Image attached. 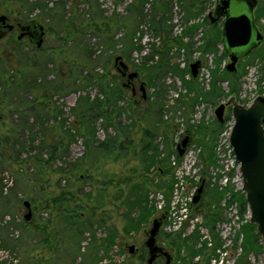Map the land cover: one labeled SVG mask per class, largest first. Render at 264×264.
Listing matches in <instances>:
<instances>
[{
	"label": "rangeland",
	"instance_id": "374dc122",
	"mask_svg": "<svg viewBox=\"0 0 264 264\" xmlns=\"http://www.w3.org/2000/svg\"><path fill=\"white\" fill-rule=\"evenodd\" d=\"M26 1L0 0V14L8 15L12 21L23 18L24 23L35 19L46 29L40 49L27 40L18 41L15 33L0 43L1 93H5L6 83L11 82L8 84L10 96L0 104L1 141H5L4 134L11 123L14 108L11 97L16 91L12 89L15 87L13 81L21 76L20 94L23 90L21 95L33 99L35 105L40 104L38 108L42 107L41 104L47 105L44 112L39 109L36 113L48 128L46 140L50 146L60 140L64 144L68 142L64 129L75 127L72 107L80 96L102 98L97 86L87 85L84 78L77 79L79 76L107 74L111 81L122 84L125 78L114 65L118 55L123 56L130 71H139L137 67L141 65L153 68L161 61L170 68L159 75V88L152 84L151 74L140 70V78L136 81L138 94L131 97L132 91L127 88L119 102L127 108L122 120L131 131L132 139V143H125L122 156L118 153L108 156L87 154L86 139L78 133L66 153L61 150L62 146L59 150L61 156L46 162L50 154L44 149L42 157L39 156L37 146L44 135L40 131L41 122L35 117L32 118L34 142L29 140L31 133L24 135L25 148L19 158L10 146L0 145V264H148L144 242L153 219L165 211L169 216L157 242L173 255L171 264H238V261L264 264V242L260 234L255 236L259 232L257 225L250 221L249 208L243 214L240 200L232 199L233 192L238 198L237 193L245 192L242 190L240 164L230 145L234 124L233 114L229 117L230 107H227L222 122L224 128L217 136L208 133V126L217 120L214 110L221 102L235 97L239 103L248 106L256 97L264 96V43L239 61L235 72H229L226 70L230 61L228 56L219 66L216 63L222 44L218 45L220 50L217 52L204 49L207 38L214 37L215 31L221 30L220 25L211 27L207 17L215 7V0H196L202 2L196 5L190 4L195 0H173L169 8L160 10L167 26L160 32L155 31L151 20L155 0H147L149 4L141 10L137 9L138 0H92L93 7L88 0H67L65 9L51 15L40 9L30 12ZM45 1L53 6L57 0ZM259 6L262 17L258 23L264 33V0H259ZM194 26L198 27L197 31L186 34ZM107 28L109 32L103 33ZM112 35L114 42L122 37L124 42H111L114 48L109 46L108 37ZM145 35L155 40L149 41ZM127 44L132 45L129 60L121 53ZM155 48L164 54L153 56ZM198 59L203 60L202 69L192 82L190 64ZM43 70L48 73L46 80L65 81L61 90L56 92L39 86L45 84L40 74ZM158 70L157 74H160ZM215 71L224 93L216 100H207L203 93L212 88ZM34 76L36 88L28 92ZM140 81L146 83L147 99L142 97ZM159 90L163 94L159 101L162 108L155 106L154 97H151ZM129 102L137 104L132 111ZM148 127L156 130L153 142L160 153L158 161L149 170V158L140 151L144 129ZM77 128H80L79 124ZM95 128L98 141L116 134V129L113 126L106 129L102 120L95 123ZM187 134H191L193 140L185 156L179 158L176 147ZM81 157H84L82 161ZM75 162L77 168L69 172V166ZM62 169L66 172H59ZM182 169L183 184L176 190L177 172ZM203 180L202 199L194 204L193 195ZM165 184H170V189ZM136 186L147 190L148 199L144 205L153 209L143 221L139 219L146 208L131 205L140 195ZM226 188V194L219 202L215 190L221 192ZM57 198L61 200L53 201ZM26 200L32 207L30 221L24 218L28 212L24 206ZM184 202L188 216H184L181 224L175 223L176 210L184 207ZM218 202L223 213L222 219L216 222L213 235L205 213L209 207L214 209ZM87 226L90 229H85ZM179 233L181 240L197 234V238L187 245L180 243V257L177 248L170 245L180 237ZM215 235L222 246L210 258ZM111 236L114 242L106 249L102 242ZM131 246L134 247L133 253L130 252ZM190 247L199 254L192 257ZM165 263L163 257L154 262Z\"/></svg>",
	"mask_w": 264,
	"mask_h": 264
},
{
	"label": "trees",
	"instance_id": "16d2710c",
	"mask_svg": "<svg viewBox=\"0 0 264 264\" xmlns=\"http://www.w3.org/2000/svg\"><path fill=\"white\" fill-rule=\"evenodd\" d=\"M66 1L67 0H57L56 2H54L53 6H49V2L45 1V0H34V1H26L27 2V8L28 10L31 12L34 9H40L42 10L46 15H51L52 13H55L56 11H62L63 9H65V5H66ZM91 3V7H93L94 2H91L92 0H88ZM173 0H156L152 3V19L153 20V26L156 32H160L162 29H166L165 25H164V15L160 14V10L162 7H166L169 5H171ZM137 4V9H142L144 7L145 4H147V0H138ZM190 4L192 5H196L195 2H191ZM139 10V12L141 13V11ZM99 26V25H98ZM108 26V28L110 27L109 24L106 25ZM215 28H217L218 26H214ZM213 27V28H214ZM107 28L106 31H104L103 33L109 32V29ZM164 29V30H165ZM198 27L194 26L192 27V29H189L186 31V34H193L194 31H197ZM105 38V37H103ZM109 46L113 47V44L119 42L120 40L124 42V37L116 40L115 42L113 35L109 36ZM206 39V38H205ZM105 40V39H104ZM111 42L113 44H111ZM222 43V38H221V30L218 29L215 31V35L214 37H208L206 40V44L204 49L206 51H218L220 49H218V45ZM131 44V43H130ZM127 44V47H124L122 50V54L129 60L130 59V52H131V47L132 45ZM180 44V43H179ZM117 50V49H116ZM258 50V49H257ZM255 50V51H257ZM221 54L220 57L217 59V64L218 66L221 64L222 60L225 59L227 57L226 53L221 50ZM254 51V52H255ZM153 56L157 55V54H164L163 51H160L158 48H155V50H153ZM157 52V53H155ZM168 61V60H167ZM166 62L165 61H161L159 62V64L157 63V65L153 66V68H148L146 65L143 66H139L137 67V70H145L148 72V74H151L150 78L152 81V84L155 85L156 87L159 88V84H157V79H159V75H163L164 71L167 69H169L170 67L165 66ZM156 69H159L158 71L161 72L160 74H157ZM227 70V69H226ZM46 70H43L40 74L41 77L44 78V83L39 84V86L43 87V88H49V89H53L56 92H58L59 90L62 89V85L65 82L64 80H60V81H48L47 76L48 73H45ZM217 71H215L216 73ZM141 73V72H140ZM82 74V73H81ZM156 74V75H155ZM82 76V75H81ZM79 76L77 79H81L84 78L86 80V84L90 85L93 84L95 86H97L100 89V93L102 94V98L100 96H96L94 98H92L91 96H80L77 99L76 104L72 107V112L75 115V121H74V128H67L64 129V133H66L67 135V140L68 142L66 144H64V142H62L63 140H60L59 143H54L52 145H48L47 144V140H46V130L48 129L47 127H45L43 125V121L41 120L40 116H38V114L36 113V110L41 109L44 112V109L47 107L46 103L41 104L42 107L38 108L39 105H35L33 99H27L26 97H24L23 95H21L23 93V90L20 94V90L22 88V82H19V80L23 79V76L20 77V79H18L16 82L13 81V84H15V87L17 84H19L16 88L13 87L12 89L16 91H14V93L12 94V102L14 103V108L11 110V116H10V126L7 130V133L4 134L5 141H1L2 136L0 135V145L2 143H4L7 146H10V150L13 151V153L17 156V158H19L20 156V152H22V150H24L25 148V143L22 141L23 137L26 133H31V135L29 136V140L31 142H34V136H32L33 130H34V125L35 123L32 121V118L35 117L36 121H39V123L41 122L42 128L40 129V131L43 133L44 138L43 140H41V142L39 143V145L37 146V148L39 149L40 153L39 156L42 157V151L45 150H49V158L46 159V162H51L52 160H54L55 158L59 157V150L62 147V151L64 153L67 152L69 145L71 143V141L75 138V136L80 133L82 134L85 139H86V153L87 154H104L105 156L111 155L113 153H118L122 156L121 152H123L126 148L125 143L129 142L132 143V139L130 137V133L131 132L129 129H127L126 125L123 124V120H122V115L127 111V108L123 105H120L119 102L121 100H123L124 94H126L127 92V88L123 86V83L120 84L119 82H113L111 81L108 77L107 74H101V73H94V74H89L86 73L85 76ZM30 77H33V75H31ZM39 79V76L37 77ZM196 79H191L192 82H194ZM37 79L34 76V79L32 80V84L30 86H28V92H30L35 86ZM51 82V83H50ZM219 80H217V73L215 75V79L213 80L212 83V88L209 91H206L205 93H203L205 99L207 100H216L218 98L221 97L223 90L221 89V87L218 85ZM11 82H7L6 83V88H5V93H1L0 90V104L3 103L9 96V89L11 87H8V84ZM75 83V82H74ZM161 85V84H160ZM64 87H66V84H64ZM63 87V88H64ZM18 88V89H17ZM36 88V87H35ZM77 89V87L75 88ZM234 90V88H233ZM27 91V90H26ZM14 96V97H13ZM163 94L161 93V91H155L154 94L151 97H154V105L155 106H160L161 108L163 107V105L161 103H159V101L162 99ZM16 97V99H15ZM131 97H134L133 95H131ZM198 99V97H197ZM44 105V106H43ZM129 105V109L132 111L133 110V106L137 107V104H132V103H128ZM153 105V106H154ZM38 108V109H37ZM160 108V110H161ZM40 111V110H39ZM232 111H230V115L229 117H231ZM45 116H47V114H45ZM99 120H102V124L103 126L108 129L109 126H113L116 129V134L115 135H109V137H107L104 140L98 141L96 139V128H95V123L98 122ZM63 121H67V119H64ZM62 123L64 124L65 122ZM78 124L80 125V128L78 129L77 126ZM134 125V124H133ZM222 128H224V123L219 122L217 120L213 121L212 125L208 126V133L211 135H215L217 136V134L222 130ZM82 131V132H81ZM144 136H143V140H142V144H141V153L144 156H147L149 158V162L147 165V170H149L150 166L155 164L159 157H160V153L158 152L157 146L154 145L153 142V135L155 133L156 130L151 129L150 127L145 128L144 129ZM124 137L123 140H121V138ZM213 142V140H212ZM17 146L19 148H17ZM149 152H152V154H148ZM175 152V151H174ZM176 153V152H175ZM61 156V155H60ZM180 158V157H179ZM212 158V156H211ZM210 158V159H211ZM84 159V157H81V161ZM212 161V159H211ZM78 163H73L72 165L69 166L68 171L72 172L73 170H75L77 167ZM162 169H164L162 167ZM59 172H66V170L62 169ZM164 186V185H163ZM165 186L170 189L171 185L169 184H165ZM137 190L139 191L140 195L137 196V198L132 201V207L133 206H138L142 209L146 208L145 202L148 199V193L147 190H144L142 187H137ZM218 196V201H221V198L224 197V195L226 194L227 188L224 189V191L221 192H217V190H215ZM240 195V198H238V196L233 192L232 193V199H239L240 200V209L241 212L243 214H245L246 212H248V203L246 201V197L245 194L243 192H239L237 193ZM171 195V194H170ZM168 196V193H167ZM61 200L60 198L57 199H53V201H58ZM170 202V199L168 200V203ZM217 203L215 205L214 209H211L210 207L207 209V212L205 213L206 219H207V225L210 227L213 235L215 232V225L216 222L219 221L220 219H222V213H223V209L220 206V203ZM231 202V200H230ZM200 206V205H199ZM147 211H145L144 215H142V217L139 219L140 221L146 220L149 215H151V213L153 212V209H151L150 206H148L146 208ZM167 212V211H165ZM249 225L254 229L255 225H253L252 223H249ZM85 229H90L89 226L85 227ZM180 236V233L178 234ZM113 236V235H112ZM111 236V238L109 239H104L102 242V245L104 246V244L106 245V249H108L109 247H111V245L114 242V238ZM168 236V234H167ZM255 236H259V233H255ZM180 237H178L176 240H173L170 242V245H172L175 249L177 248L178 253H179V257H180V252H181V247L180 243L183 242V244L187 245V243L191 242V240L197 238V234H193L190 237H185L182 238V240L180 239ZM180 241V242H179ZM214 243H212V247H211V257L216 255V250L219 249L222 244L221 242L216 238L215 235V241H213ZM199 251L198 250H193L192 247H190V254L192 257L196 256ZM246 259V257H245ZM247 262V260H245ZM242 261H238V264H245V263H241ZM166 264V263H165Z\"/></svg>",
	"mask_w": 264,
	"mask_h": 264
},
{
	"label": "water",
	"instance_id": "95a60500",
	"mask_svg": "<svg viewBox=\"0 0 264 264\" xmlns=\"http://www.w3.org/2000/svg\"><path fill=\"white\" fill-rule=\"evenodd\" d=\"M257 3L258 0H216L214 12L208 14L212 23L223 18L222 44L223 50L228 54L230 60L226 65L229 72H235L239 59L250 55L264 40L263 33L254 22L253 10ZM6 18V15H0V22H5ZM27 29L36 31L37 39L35 42L40 48L44 42V25L34 21L32 25L22 26V30ZM4 34V31L0 33V39L4 37ZM115 67L123 76H127V81L123 83L124 87H128L133 79L140 77L139 71L129 72V65L122 55L115 57ZM200 67V60L190 64L193 79L198 77ZM141 91L143 99H147L146 83L143 81L141 82ZM228 106L232 107L234 118L230 133V145L236 160L240 164L239 169L243 179L242 190L246 195L250 221L257 225V230L264 242V96L256 97L248 106L239 103L235 97L220 103L214 111L219 122H224L225 111ZM192 140V135L187 134L177 144L176 149L180 158L185 155ZM204 188L205 180L201 182L194 194V204L201 201ZM24 206L28 209L24 218L26 221H30L32 217L31 202L24 201ZM166 218V212L154 218L152 227L148 231V238L144 242L148 248V264H154L160 255L166 258V264L172 263L173 255L157 242V236ZM130 252H134L133 246L130 247Z\"/></svg>",
	"mask_w": 264,
	"mask_h": 264
},
{
	"label": "flooded vegetation",
	"instance_id": "af4514ba",
	"mask_svg": "<svg viewBox=\"0 0 264 264\" xmlns=\"http://www.w3.org/2000/svg\"><path fill=\"white\" fill-rule=\"evenodd\" d=\"M156 1V0H155ZM195 2V4H202V2H200V1H194ZM147 4H149L148 3V1H147ZM146 4V5H147ZM215 6H216V0H215ZM259 6V0H258V3H257V5H256V7L254 8V10H253V16H254V22H255V25L257 26V28L263 33V31H262V28L259 26V23H258V21H259V19H260V17H262V13L260 12V6ZM214 9H215V7H214ZM214 9L213 10H211V11H209L208 12V14L210 13V12H214ZM263 13H264V11H263ZM208 14H207V17H208ZM0 15H6V14H0ZM7 16V18H6V20H5V22H3V21H1L0 22V33L1 32H5V34H4V37L3 38H1L0 39V43H1V41L3 40V39H5V38H7L10 34H12V33H15V35L14 36H16V39L18 40V41H21V40H27L29 43H31L32 45H34L35 46V48L36 49H40V48H38L37 47V45H36V42H35V40L37 39V36H36V31L34 30V29H27V30H22V26H27V25H32L33 24V22L34 21H37V20H35V19H31L29 22H27V23H24L22 20H24L23 18H16L14 21H12L13 19H11L8 15H6ZM26 20V19H25ZM208 20H209V24H210V26L211 27H214V26H218V25H220L221 26V38H222V21H223V18H221V19H219L217 22H215V23H212V21H211V19L208 17ZM38 22V21H37ZM44 25V24H43ZM10 26H12V27H10ZM44 32H45V34H46V29H45V25H44ZM45 34H44V38H45ZM263 36H264V33H263ZM264 43V40H263V42H262V44ZM222 44V43H221ZM262 44L258 47V48H256L255 50H257V49H259L261 46H262ZM222 50H223V44H222ZM255 50H253L252 52H251V54L255 51ZM224 51V50H223ZM225 52V51H224ZM250 54V55H251ZM226 55L228 56V54L226 53ZM249 56V55H248ZM247 57V56H246ZM229 58V57H228ZM245 58V57H244ZM244 58H241V59H239V61H241L242 59H244ZM200 61H201V67L199 68V75H200V69L202 68V65H203V60L202 59H200ZM238 61V62H239ZM238 64V63H237ZM114 65H115V62H114ZM227 65V64H226ZM117 69V68H116ZM118 70V69H117ZM119 71V70H118ZM129 72H131L130 70H129ZM119 73H120V71H119ZM121 74V73H120ZM199 75H198V77H199ZM121 76L123 77V78H125V81L124 82H126L127 81V76H123L122 74H121ZM197 77V78H198ZM140 78V77H139ZM139 78H135V79H133L132 80V82L129 84V86L128 87H126V88H129V89H131V91H132V95L133 96H136L137 94H138V90H137V84H136V81L137 80H139ZM196 78V79H197ZM123 82V83H124ZM139 89L141 90V81H140V83H139ZM229 100V99H228ZM227 100V101H228ZM237 100V99H236ZM226 101V102H227ZM222 103V102H221ZM228 107H230L229 109H231V111H232V107L231 106H228ZM227 109V108H226ZM215 111V110H214ZM225 113H226V111H225ZM215 115V114H214ZM177 150V149H176ZM187 151V150H186ZM183 158V157H182ZM145 245V244H144ZM147 248V247H146ZM147 250H148V248H147ZM159 257H163V258H165L163 255H160ZM158 257V258H159ZM166 259V258H165ZM172 262H173V260H172ZM178 264H181V263H178Z\"/></svg>",
	"mask_w": 264,
	"mask_h": 264
},
{
	"label": "built area",
	"instance_id": "2783aa9c",
	"mask_svg": "<svg viewBox=\"0 0 264 264\" xmlns=\"http://www.w3.org/2000/svg\"><path fill=\"white\" fill-rule=\"evenodd\" d=\"M146 37V39L147 40H149V41H154L155 39L154 38H149V36L148 35H145ZM198 60H200V59H198ZM202 69V68H201ZM200 69V70H201ZM233 150V149H232ZM185 156V155H184ZM183 156V157H184ZM183 174H184V171H183V169L182 170H178V172H177V180H176V190H178L179 188H181V186L180 185H182L183 184V180H184V178H183ZM195 194V193H194ZM193 197H194V195H193ZM180 200H178L177 202H179ZM185 203V205H184V207L182 206L181 207V209L179 210V209H177L176 211H177V216H176V222L175 223H177V222H179V224H181L182 223V220H183V218H184V216L185 217H187L188 215H187V210H188V208H187V206H186V202H184ZM183 210V212L181 213V214H179V211H182ZM166 215H167V218H168V216H169V212H166ZM166 218V219H167ZM177 219H179L178 221H177Z\"/></svg>",
	"mask_w": 264,
	"mask_h": 264
}]
</instances>
